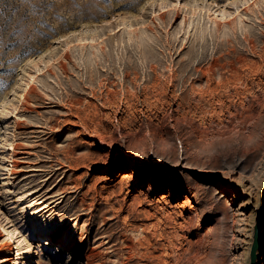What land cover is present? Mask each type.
<instances>
[{
  "label": "rangeland",
  "instance_id": "1",
  "mask_svg": "<svg viewBox=\"0 0 264 264\" xmlns=\"http://www.w3.org/2000/svg\"><path fill=\"white\" fill-rule=\"evenodd\" d=\"M263 207L264 0H0V264H250Z\"/></svg>",
  "mask_w": 264,
  "mask_h": 264
},
{
  "label": "bare ground",
  "instance_id": "2",
  "mask_svg": "<svg viewBox=\"0 0 264 264\" xmlns=\"http://www.w3.org/2000/svg\"><path fill=\"white\" fill-rule=\"evenodd\" d=\"M10 170H12V169H10ZM124 178V177H123ZM121 179H122V177H121ZM148 190H150V188L148 187L147 188ZM152 190V189H151ZM6 235H8L10 238H11V232L10 231H6ZM7 239V238H6ZM3 243V242H2ZM2 245H7V246H9V243H4V244H2ZM252 245V244H251ZM257 248L258 247H256V248H254L253 249V253H251V249H250V264H254V263H258L260 260H264V251H263V254H261V259H259V261H258V259H257V257L259 256V253L258 252H256L257 251ZM263 248H264V242H263ZM90 253V252H89ZM91 255V254H90ZM263 255V256H262ZM89 258H90V256H89ZM85 264H90V262H89V260H88V255L85 257Z\"/></svg>",
  "mask_w": 264,
  "mask_h": 264
},
{
  "label": "water",
  "instance_id": "3",
  "mask_svg": "<svg viewBox=\"0 0 264 264\" xmlns=\"http://www.w3.org/2000/svg\"><path fill=\"white\" fill-rule=\"evenodd\" d=\"M262 211H263V209H262ZM260 229H261V217L258 218L257 222L254 225L253 241H252V245H251V253H253L254 248L258 247Z\"/></svg>",
  "mask_w": 264,
  "mask_h": 264
}]
</instances>
